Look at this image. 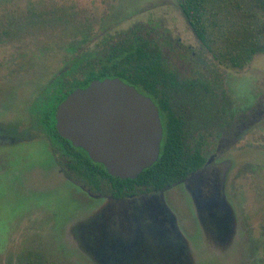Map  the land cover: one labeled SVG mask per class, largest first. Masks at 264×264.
Listing matches in <instances>:
<instances>
[{"label": "rangeland", "instance_id": "374dc122", "mask_svg": "<svg viewBox=\"0 0 264 264\" xmlns=\"http://www.w3.org/2000/svg\"><path fill=\"white\" fill-rule=\"evenodd\" d=\"M255 1L222 0L221 7L230 22L251 25L260 34L262 51L245 67L251 103L264 100V11ZM175 5L178 0H0V107L5 106L0 128L14 125L17 132L30 127L28 106L38 94L29 84H46L49 74L63 67L70 46L138 22L175 21L180 26ZM34 71L41 73L36 77ZM32 135L34 141L38 135ZM10 146L0 144V264H99L72 229L104 213L100 207L106 202L70 185L41 143ZM260 160L264 165V157ZM250 172L253 202H232L230 237L219 239L218 229L201 215L185 185L164 195L193 264H264V167ZM125 219L114 212L108 222L111 233L133 238L136 232Z\"/></svg>", "mask_w": 264, "mask_h": 264}, {"label": "flooded vegetation", "instance_id": "af4514ba", "mask_svg": "<svg viewBox=\"0 0 264 264\" xmlns=\"http://www.w3.org/2000/svg\"><path fill=\"white\" fill-rule=\"evenodd\" d=\"M172 7L177 19L181 20L180 26L175 21L143 23L149 29L150 38L157 35L160 38H156L164 43V60L172 70L166 80L163 101H153L159 110L163 138L170 133L182 141H193L196 152L200 154L202 150L207 157L202 168L198 167L186 179L164 189L146 187L115 193L111 180L97 163L100 165L99 176L91 183L95 186L82 183L72 172L70 156L74 152L79 156H90L83 148L63 138L57 128L58 108L71 93L57 105L51 129L33 121L31 112L40 94L61 73L58 71L54 75L49 74V81L44 85L40 80L29 84L38 94L28 106L30 127L17 132L14 125L0 128V144L14 148L22 144L41 143L54 167L70 185L92 199L106 202L100 207L104 213L72 229L73 237H79L86 251L96 255L99 264H193L186 239L165 203L166 192L185 185L190 189L201 215L218 229L219 239H222V234L230 237L235 222L232 202H253L250 201L254 197L253 187L248 184L250 171L254 167H264L260 160L264 157V100L249 101L245 72L247 56L244 55L241 67L232 65V42L236 41L232 38L233 22H226V35L229 36L226 39L217 38L215 31H207L203 40L179 4ZM157 24L159 27L155 28ZM246 40V37L241 39L243 49L247 47ZM220 42L227 44L221 47ZM224 48L226 53L222 52ZM34 72L36 77L41 73ZM115 104L118 107L121 105ZM0 108L5 109V106ZM17 125L22 127V124ZM32 134L38 135L34 141L30 139ZM108 207H111L107 210L111 213H106ZM242 207L245 209L244 205ZM114 212L126 217L125 220L136 232L133 238L118 232L111 233L113 230L108 222ZM82 226L84 230L81 233ZM224 230L226 233H222ZM150 252L152 257L148 256Z\"/></svg>", "mask_w": 264, "mask_h": 264}, {"label": "trees", "instance_id": "16d2710c", "mask_svg": "<svg viewBox=\"0 0 264 264\" xmlns=\"http://www.w3.org/2000/svg\"><path fill=\"white\" fill-rule=\"evenodd\" d=\"M178 4L201 39L204 40L207 31H215L217 38L229 37L226 35L228 12L221 9L222 0H178ZM254 6L264 11V0H256ZM35 16L32 13V17ZM233 22L232 38L236 41L232 42L234 49L231 60L234 67H241L244 55L249 61L262 51L258 47L260 34H254L251 25ZM158 27L159 24L155 26ZM156 37L158 36L154 35L150 38L149 29L138 22L126 30L103 32L97 38H87L70 46L63 67L58 70L61 73L47 85L34 103L31 111L33 121L51 129L57 105L69 93L99 79L120 78L155 102H162L166 80L170 78L172 70L164 60V43L158 39L160 37ZM243 37L247 39L246 49H243ZM219 44L225 47L227 43ZM222 52L226 53L225 48ZM70 160L72 172H75L82 183L94 187L91 183L99 176L98 166L101 165L104 175L111 180L115 193H122L146 187L164 189L173 186L186 179L198 167L202 168L207 157L202 150L200 154L196 152L193 141H182L178 136L167 133L161 143L159 159L135 180L113 177L102 164L97 165L90 157L79 156L77 152L70 156Z\"/></svg>", "mask_w": 264, "mask_h": 264}, {"label": "water", "instance_id": "95a60500", "mask_svg": "<svg viewBox=\"0 0 264 264\" xmlns=\"http://www.w3.org/2000/svg\"><path fill=\"white\" fill-rule=\"evenodd\" d=\"M57 128L113 177L134 180L159 159V110L120 78L94 80L74 90L58 108Z\"/></svg>", "mask_w": 264, "mask_h": 264}]
</instances>
